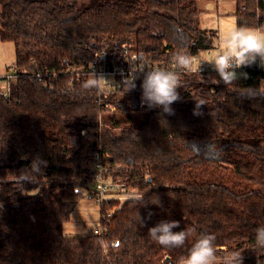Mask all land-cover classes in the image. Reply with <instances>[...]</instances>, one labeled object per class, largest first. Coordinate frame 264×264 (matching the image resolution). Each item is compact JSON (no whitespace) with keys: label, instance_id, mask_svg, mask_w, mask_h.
<instances>
[{"label":"trees","instance_id":"16d2710c","mask_svg":"<svg viewBox=\"0 0 264 264\" xmlns=\"http://www.w3.org/2000/svg\"><path fill=\"white\" fill-rule=\"evenodd\" d=\"M199 1L0 0V40L13 43L15 58L0 96V264H178L201 233L215 235L218 258L236 251L242 264H264L254 246L264 226L261 67H241L245 76L230 85L216 83V72L181 74L172 114L134 108L143 77L134 90L101 96L116 112L100 113L95 88L82 87L102 62L95 53L114 59L127 48L158 60L165 48L171 56L208 50L216 34L200 28ZM234 1L236 26L264 28V0ZM71 70L89 74L71 81ZM248 88L256 94L245 96ZM98 147L112 180L131 190L107 203L104 239L114 246L106 253L95 226L81 235L64 230L70 202L91 186ZM36 157L47 162L42 174L15 183ZM161 221L196 232L166 249L148 236Z\"/></svg>","mask_w":264,"mask_h":264},{"label":"clouds","instance_id":"9594fccd","mask_svg":"<svg viewBox=\"0 0 264 264\" xmlns=\"http://www.w3.org/2000/svg\"><path fill=\"white\" fill-rule=\"evenodd\" d=\"M218 51L208 58L207 64L216 72L219 80L216 83L230 85L239 78L245 76L244 73H238L241 67H248L259 60V66L264 68V28H249L247 26H233L225 31L218 40ZM172 69L160 68L143 72V80L140 85L142 90V104L148 108H160L163 113L172 114L170 107L174 102L180 100L178 89H180V69L183 72L192 73L200 72L203 62H195L194 58L182 51H177L171 58ZM133 78L125 79L122 83L127 91L136 88ZM107 80L102 77H96L86 80L82 87L84 89H93ZM126 91V92H127ZM256 90L248 88L244 95L252 97ZM204 102L195 103L193 110L194 116L201 115L199 109ZM47 166V162L39 157L32 160L29 168L21 170L16 175L15 183L22 185L25 182H34V179L42 174V170ZM151 214H149L150 216ZM140 220V217H139ZM140 223L142 221L140 220ZM179 227L176 221H161L155 227L148 230L149 238L159 246L166 249L180 248L190 235L196 232L195 228H188L182 231L173 232L172 230ZM216 237L213 234L201 233L194 241L185 256L181 257L178 264H242L241 253L230 251L222 258L217 257ZM256 248L264 250V226L255 230Z\"/></svg>","mask_w":264,"mask_h":264},{"label":"built area","instance_id":"2783aa9c","mask_svg":"<svg viewBox=\"0 0 264 264\" xmlns=\"http://www.w3.org/2000/svg\"><path fill=\"white\" fill-rule=\"evenodd\" d=\"M182 52L192 56L194 58V63L203 62V65H201L200 69L201 73L215 72L213 68L207 64L208 58H205L204 55H201L199 52L194 53L190 50H183ZM164 54V58L153 60L143 58L135 52L131 53L127 48H123L119 56L115 57L114 59H110V57L105 51L99 54L95 53L94 56L100 57V60L102 62L100 65H95V67L91 69V75L94 74L98 78L102 77L107 80V84L101 82L98 87L95 88V90L97 91V98L94 102L99 108V112L102 113L104 110H108L109 112L117 111L116 105H112L107 103L106 101H103V98L101 96H104L106 92L112 89L119 90L121 88H125L122 83L125 79H131L134 75H136L137 78L143 77V72L155 69L157 67L172 69V56L169 53V48H165ZM248 67L259 68L260 66L258 63H255ZM175 70L177 72H180V75L187 73L183 72L180 69ZM71 71V81H81V79H85V77L89 74L88 71ZM49 75L50 73H42L38 76L47 77ZM7 94L8 88L2 89V91L0 92V96L2 97H5ZM137 106L140 111H149L151 109L148 108L146 105L142 104V97L138 98ZM102 125V120L99 115L96 127L97 131L101 130ZM85 133L86 130L81 131V135H84ZM90 157L91 158L89 161V165L91 170V186L86 192V198L99 206V222L96 223L95 227L93 228V234L102 240V252L106 253L109 247L114 246V242L108 243V241H105L104 239L107 234L106 224L112 216V210L107 209L106 206L109 201L121 200L118 191L123 189L120 183H117L112 180L109 174V168L107 165H105V160L108 159V156L102 153L100 147H98V150L91 154Z\"/></svg>","mask_w":264,"mask_h":264},{"label":"rangeland","instance_id":"374dc122","mask_svg":"<svg viewBox=\"0 0 264 264\" xmlns=\"http://www.w3.org/2000/svg\"><path fill=\"white\" fill-rule=\"evenodd\" d=\"M199 9L201 15L199 16V26L202 29H208L210 35L216 34L211 37V43L208 50H200V54L204 55L205 58H209L218 51V40L219 37L228 29L236 26V18L231 13L234 12V0H200ZM208 32V31H205ZM164 54V53H163ZM165 57V54H164ZM163 57V58H164ZM14 47L12 42H2L0 40V82L6 84L11 78V69L14 62ZM162 59V58H159ZM259 64V60L257 62ZM263 72H264V68ZM4 84L1 85L5 89ZM264 86V81H263ZM45 176V173H43ZM119 182V181H118ZM119 190L121 200H125L130 196L129 189ZM71 213L69 216L68 223L65 224V230L69 234L81 235L85 231L89 230L96 223L99 222V206L89 201L86 198V193L83 197L75 201L70 202ZM112 210V208H110ZM166 257H169L166 255ZM165 257V258H166ZM172 264V263H166ZM258 264V261H256Z\"/></svg>","mask_w":264,"mask_h":264},{"label":"water","instance_id":"95a60500","mask_svg":"<svg viewBox=\"0 0 264 264\" xmlns=\"http://www.w3.org/2000/svg\"><path fill=\"white\" fill-rule=\"evenodd\" d=\"M137 101H138V98L135 97V98H134V108L137 106ZM167 258H168V257H166V258L164 259V261H166Z\"/></svg>","mask_w":264,"mask_h":264},{"label":"crops","instance_id":"0c3cea01","mask_svg":"<svg viewBox=\"0 0 264 264\" xmlns=\"http://www.w3.org/2000/svg\"><path fill=\"white\" fill-rule=\"evenodd\" d=\"M263 70V69H262ZM264 81V80H263ZM64 228H65V225H64ZM65 230V229H64ZM65 232L67 233V234H69V232L67 231V230H65ZM70 235H73V234H70Z\"/></svg>","mask_w":264,"mask_h":264}]
</instances>
